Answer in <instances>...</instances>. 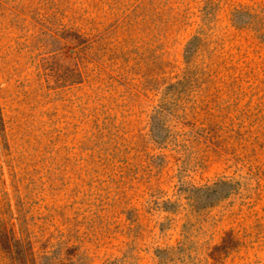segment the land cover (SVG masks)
<instances>
[{
	"label": "rangeland",
	"instance_id": "rangeland-1",
	"mask_svg": "<svg viewBox=\"0 0 264 264\" xmlns=\"http://www.w3.org/2000/svg\"><path fill=\"white\" fill-rule=\"evenodd\" d=\"M0 264H264V0H0Z\"/></svg>",
	"mask_w": 264,
	"mask_h": 264
}]
</instances>
